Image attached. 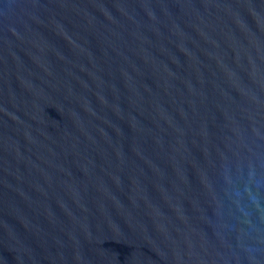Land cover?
I'll return each mask as SVG.
<instances>
[{
  "label": "water",
  "instance_id": "1",
  "mask_svg": "<svg viewBox=\"0 0 264 264\" xmlns=\"http://www.w3.org/2000/svg\"><path fill=\"white\" fill-rule=\"evenodd\" d=\"M0 264H264V0H0Z\"/></svg>",
  "mask_w": 264,
  "mask_h": 264
}]
</instances>
